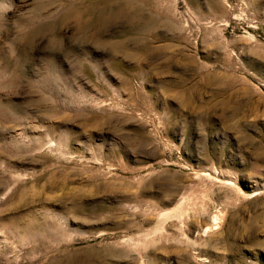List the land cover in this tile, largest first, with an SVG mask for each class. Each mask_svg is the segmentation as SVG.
<instances>
[{"label":"rangeland","instance_id":"obj_1","mask_svg":"<svg viewBox=\"0 0 264 264\" xmlns=\"http://www.w3.org/2000/svg\"><path fill=\"white\" fill-rule=\"evenodd\" d=\"M0 0V264H264V0Z\"/></svg>","mask_w":264,"mask_h":264},{"label":"bare ground","instance_id":"obj_2","mask_svg":"<svg viewBox=\"0 0 264 264\" xmlns=\"http://www.w3.org/2000/svg\"><path fill=\"white\" fill-rule=\"evenodd\" d=\"M90 3L87 5L88 12L94 14H98L106 9L108 6L113 5L115 0H100V1H89ZM117 3V2H116ZM115 3V4H116Z\"/></svg>","mask_w":264,"mask_h":264}]
</instances>
